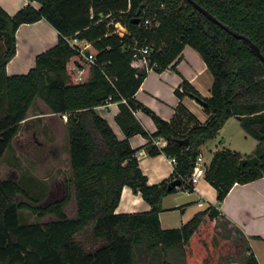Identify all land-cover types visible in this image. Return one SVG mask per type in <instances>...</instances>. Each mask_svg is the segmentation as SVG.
I'll return each mask as SVG.
<instances>
[{"label":"trees","instance_id":"obj_1","mask_svg":"<svg viewBox=\"0 0 264 264\" xmlns=\"http://www.w3.org/2000/svg\"><path fill=\"white\" fill-rule=\"evenodd\" d=\"M10 15L0 6V162L12 149L20 124L36 99L51 112L68 115L69 156L72 177L66 182L64 198L43 206L18 201L30 192L18 180H0V264H219L229 245L217 248L215 226L221 211L210 205L179 228L162 227L163 198L178 189L195 190L200 148L216 138L225 122L235 117L256 140L253 154L261 161L256 173L239 162L246 157L232 149L218 150L205 167V178L223 201L236 183H248L264 175V0H194L224 26L211 20L191 0H32ZM145 4L140 21L133 18ZM94 17L91 18V13ZM146 16L157 19L155 28L141 26ZM41 19L58 31V43L38 54L25 74L8 75L7 63L16 54V31L23 23ZM121 23L126 32L118 31ZM90 43L86 54L94 53L93 64L80 54L71 38ZM149 45V67L132 65L136 50ZM186 45L194 47L213 76L211 96L205 97L185 77L175 93L180 97L177 114L167 121L136 98L150 69L177 70L176 60ZM175 62V63H174ZM189 96L209 115L202 122L186 105ZM117 102L116 121L126 134L120 139L97 107ZM143 110L157 125L150 134L135 115ZM149 139L150 154L161 152L176 157L171 176L149 184L139 165L130 137ZM153 138H164L160 149ZM187 140V142H185ZM181 185L169 189L173 180ZM152 206L149 211L116 213L123 188ZM75 193L76 216L65 206ZM21 209H30L48 221L20 222ZM178 253L173 261L171 252ZM246 254L245 264H260L256 254Z\"/></svg>","mask_w":264,"mask_h":264},{"label":"crops","instance_id":"obj_2","mask_svg":"<svg viewBox=\"0 0 264 264\" xmlns=\"http://www.w3.org/2000/svg\"><path fill=\"white\" fill-rule=\"evenodd\" d=\"M27 4H32L36 8L40 7L38 1L0 0V6L10 15L16 14ZM58 39V31L46 19L20 25L16 31V54L6 65L8 75L27 73L35 66L38 54L56 45ZM175 62L177 70L171 66L160 72L150 69L136 93V98L140 102L167 121H171L177 114L181 99L175 91L181 86L183 77L188 79L203 96L210 97L212 94L213 76L209 72L206 62L194 47L186 45L181 57ZM182 101L202 122L208 119L209 115L196 99L185 96ZM97 109L108 121L118 138H126L125 132L115 118L120 112L118 103L109 101L98 106ZM51 114L61 116L53 112ZM135 115L150 134L157 131V125L150 115L143 110L135 111ZM239 123L241 124L240 121ZM220 131L213 139V146L209 144L211 141H208L200 148L204 170L198 174L195 190L188 192L178 189L176 192L166 195L162 202L163 210L160 212V222L165 229L179 228L197 212L213 205L222 213L218 223L220 224L221 220H226L228 227H233V232L240 235L250 251L256 254L260 264H264V175L248 183H236L223 201L218 200L216 188L206 180L204 175L205 167L210 163L216 151L228 148L247 157L254 153L258 140H253L250 148H254L248 151L247 143L240 147H232L230 138H220ZM244 133V139L247 142L250 136L247 134L248 132ZM218 139L219 143L215 142ZM129 140L132 147L137 150L136 155L140 168L147 176L149 184L160 183L171 176L176 166L170 160L171 156L164 152L150 154V145H147L149 139L140 133L131 136ZM152 144L162 149L167 141L164 138H153ZM209 150L212 151L211 154ZM151 208L152 206L142 197L141 193L135 194L132 188L126 185L123 188L116 213L143 212L149 211ZM221 229L222 227H219L217 230Z\"/></svg>","mask_w":264,"mask_h":264},{"label":"rangeland","instance_id":"obj_3","mask_svg":"<svg viewBox=\"0 0 264 264\" xmlns=\"http://www.w3.org/2000/svg\"><path fill=\"white\" fill-rule=\"evenodd\" d=\"M119 27V26H118ZM1 46V44H0ZM86 60V59H85ZM28 118L20 124L19 133L0 162V180L14 178L30 192V198L18 194L16 200L27 201L33 206H43L64 198L66 182L72 177L69 156L70 138L66 129L65 118L51 114L49 106L40 99L27 114ZM244 127L235 117L229 118L220 131V138L231 139L232 147H240L247 143V150L255 138L249 133L245 142ZM254 140V141H253ZM213 146L214 140H210ZM215 142L219 143V139ZM211 154L212 151L209 150ZM65 211L71 217L76 216L74 189L72 199L65 206ZM20 222L23 224L48 221L50 216L40 218L30 209H21ZM219 227L222 229L217 230ZM217 248L229 245L228 251L223 252L219 264H245L248 246L240 235L228 227L226 220L217 222L215 226ZM173 261H178V253L171 252Z\"/></svg>","mask_w":264,"mask_h":264},{"label":"built area","instance_id":"obj_4","mask_svg":"<svg viewBox=\"0 0 264 264\" xmlns=\"http://www.w3.org/2000/svg\"><path fill=\"white\" fill-rule=\"evenodd\" d=\"M94 17V12L91 13V18ZM118 27V31L124 35L126 32V28L121 24L118 23L117 24ZM141 26H145L146 28H155L157 26L160 25V21L157 19V17H154V19H150L146 16H143L142 21L140 22ZM70 43L72 45H79L80 46V54L81 56H83L88 62H90L91 64L94 63L96 57L94 53H90V54H86V51H88V48L90 46V43L87 40H81L77 37L75 38H71ZM151 51V47L149 45H144L140 48H138L136 50V52L134 53L133 56V60H132V65L138 68H148L149 67V63H150V59H149V54ZM110 100L106 101L109 102ZM63 118H65V120H68V115L64 114ZM173 163H176V157L175 156H171L170 159ZM204 170V164H203V157L200 155L198 157V167H197V172L193 175L192 177V182L193 184L196 186V182L198 181V174L202 173Z\"/></svg>","mask_w":264,"mask_h":264},{"label":"water","instance_id":"obj_5","mask_svg":"<svg viewBox=\"0 0 264 264\" xmlns=\"http://www.w3.org/2000/svg\"><path fill=\"white\" fill-rule=\"evenodd\" d=\"M192 3L201 11L203 12L205 15H207L211 20L219 23L220 25L224 26L215 16H213L208 10H206L205 8H203L201 5H199L197 2H195L194 0H191ZM145 6V4H141L138 11H137V14L136 16L133 18V21L135 23H138L140 21V14L142 12V9L143 7ZM234 35L236 37H239V38H243L247 41H249L252 45V47L256 50L258 56L264 61V55L262 54L260 48L255 44L253 43L248 37L242 35V34H238V33H234ZM200 103L205 106L206 105V102L204 100H200ZM185 142H187V140H185ZM261 159L260 157L258 156H252V157H244L240 160L239 162V167L244 170L245 169V166H249L251 171L253 173H256L257 172V169H258V165L260 163ZM181 180L180 179H176V180H173L170 185H169V189H172L173 187H178L181 185Z\"/></svg>","mask_w":264,"mask_h":264}]
</instances>
